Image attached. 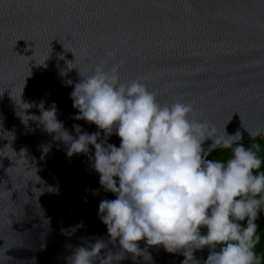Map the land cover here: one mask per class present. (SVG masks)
<instances>
[{
	"label": "water",
	"instance_id": "water-1",
	"mask_svg": "<svg viewBox=\"0 0 264 264\" xmlns=\"http://www.w3.org/2000/svg\"><path fill=\"white\" fill-rule=\"evenodd\" d=\"M120 60L121 80L142 81L160 103L191 102L192 118L220 134L239 132L241 143L264 135V0H0V259L7 264H67L85 240L109 239L99 203L116 197L91 167L94 148L68 157L54 134L22 117L38 116L43 100L45 108L57 105V119L74 136L73 125L98 131L74 119L70 94L80 74ZM70 228L76 231L66 235ZM139 245L150 260L127 254L119 264L186 259L162 245ZM109 249L117 251L118 242ZM209 254L207 246L194 259L189 252L186 264H203Z\"/></svg>",
	"mask_w": 264,
	"mask_h": 264
},
{
	"label": "clouds",
	"instance_id": "clouds-1",
	"mask_svg": "<svg viewBox=\"0 0 264 264\" xmlns=\"http://www.w3.org/2000/svg\"><path fill=\"white\" fill-rule=\"evenodd\" d=\"M107 55L115 59L114 52ZM124 63L120 60L106 70L101 62L87 76L79 72L82 79L70 94L78 109L74 119L95 124L98 131L90 134L73 125L74 136L57 119V105L45 108L43 100L38 116L22 117L54 134L53 140L63 142L68 157L88 155L94 148L91 167L104 191L116 197L99 203L98 217L107 226L109 239L85 240L86 246L76 247L67 264H119L127 254L134 260H150L140 241L162 245L169 253L181 252L184 264L189 252L194 259V252L206 246L210 254L203 264H262L255 251L261 240L257 221L264 215V172L259 171L264 161L258 149L246 148L239 132L228 135L224 129L220 134L207 122L192 118L191 102L162 104L142 81H122L119 69ZM23 104L25 110L37 106ZM113 134L120 138L119 147L108 143ZM207 139L213 143L206 151L202 145ZM42 147L47 152L50 146ZM218 148L232 149V157L207 159ZM42 191L36 190L37 195ZM93 194L98 195L99 189ZM204 228L206 234L201 233ZM75 231L63 230L66 235ZM117 242L113 252L109 244ZM7 262L0 259V264Z\"/></svg>",
	"mask_w": 264,
	"mask_h": 264
},
{
	"label": "trees",
	"instance_id": "trees-1",
	"mask_svg": "<svg viewBox=\"0 0 264 264\" xmlns=\"http://www.w3.org/2000/svg\"><path fill=\"white\" fill-rule=\"evenodd\" d=\"M246 148H251L253 151H257V155L264 161V135L251 142H242ZM232 157V149L218 148L213 153H211L207 159L213 161H227ZM264 172V164H262L261 169L259 170ZM259 224L257 234L261 237L260 242L256 246L257 256L261 258L262 264H264V215L257 221Z\"/></svg>",
	"mask_w": 264,
	"mask_h": 264
}]
</instances>
